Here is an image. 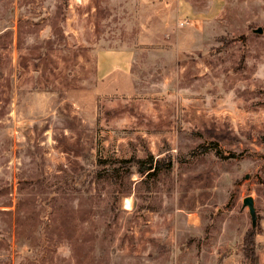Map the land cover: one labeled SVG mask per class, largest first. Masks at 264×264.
Segmentation results:
<instances>
[{
  "label": "rangeland",
  "instance_id": "rangeland-1",
  "mask_svg": "<svg viewBox=\"0 0 264 264\" xmlns=\"http://www.w3.org/2000/svg\"><path fill=\"white\" fill-rule=\"evenodd\" d=\"M148 153L156 183H95ZM72 227L92 264H244L250 230L264 264V0H0V264H78Z\"/></svg>",
  "mask_w": 264,
  "mask_h": 264
},
{
  "label": "trees",
  "instance_id": "trees-1",
  "mask_svg": "<svg viewBox=\"0 0 264 264\" xmlns=\"http://www.w3.org/2000/svg\"><path fill=\"white\" fill-rule=\"evenodd\" d=\"M199 148H205L207 150H214L215 154L218 156H223L224 158L234 157V153H224L222 149L218 146L216 142H210L209 144H202ZM193 150L192 153L198 152ZM174 159L171 156H159L156 157L153 153H148L144 157L130 156V157H99L97 159L96 170L94 174V180L97 184H106L108 191L114 193L120 192L122 195H127L131 191V185L133 182L132 176L137 173L142 182H152L156 183L160 175L166 174L173 168ZM94 196L90 198V205L88 209H84L80 212V218L83 222L91 219L94 222V227H89L90 230L96 232L98 229H102L104 222L99 219H95L96 214L93 209L99 206L98 203L94 201ZM55 211V212H54ZM58 213V215H57ZM67 215V214H66ZM64 215H62L58 209H53L50 215V225L54 229L61 228L63 230L64 224L70 220ZM85 229V228H84ZM62 230H60L62 232ZM75 228H66V237L61 235L60 237L66 239L74 247H77L78 254H76V262L78 264H92V260L89 259L90 253L93 251L95 236L93 234L88 235V230L85 229L83 235H76ZM105 241V238L102 239ZM89 258H88V257ZM104 258V257H103ZM243 258L244 264H259V255L257 252V243L255 241V231L250 230L245 234L243 243Z\"/></svg>",
  "mask_w": 264,
  "mask_h": 264
},
{
  "label": "water",
  "instance_id": "water-1",
  "mask_svg": "<svg viewBox=\"0 0 264 264\" xmlns=\"http://www.w3.org/2000/svg\"><path fill=\"white\" fill-rule=\"evenodd\" d=\"M258 31H262V29L258 28ZM243 204L245 207L249 208V212H250V215L252 217V225L256 226L258 216H257L256 208H255L254 198L250 195L246 196L243 200Z\"/></svg>",
  "mask_w": 264,
  "mask_h": 264
},
{
  "label": "crops",
  "instance_id": "crops-1",
  "mask_svg": "<svg viewBox=\"0 0 264 264\" xmlns=\"http://www.w3.org/2000/svg\"><path fill=\"white\" fill-rule=\"evenodd\" d=\"M126 54V52H124V55ZM119 60H122L121 58ZM100 65H102V67L106 68L108 65L105 63V61H102L100 63Z\"/></svg>",
  "mask_w": 264,
  "mask_h": 264
},
{
  "label": "bare ground",
  "instance_id": "bare-ground-1",
  "mask_svg": "<svg viewBox=\"0 0 264 264\" xmlns=\"http://www.w3.org/2000/svg\"><path fill=\"white\" fill-rule=\"evenodd\" d=\"M129 200V199H128ZM127 204H128V201H127Z\"/></svg>",
  "mask_w": 264,
  "mask_h": 264
}]
</instances>
